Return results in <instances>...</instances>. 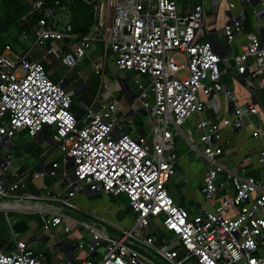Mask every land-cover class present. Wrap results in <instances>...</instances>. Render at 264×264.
<instances>
[{
	"label": "built area",
	"instance_id": "built-area-1",
	"mask_svg": "<svg viewBox=\"0 0 264 264\" xmlns=\"http://www.w3.org/2000/svg\"><path fill=\"white\" fill-rule=\"evenodd\" d=\"M27 1L30 10L21 22L29 26V32L23 31L22 37L34 36L35 45L21 54L9 45L0 54V218H8L10 212L44 215L51 254H56L59 244L67 245L68 256L73 248L86 251L81 264H264V182L244 170L230 171L221 161L224 148L220 145L223 128L240 130L250 125L253 137L264 139V132L253 122L264 123L263 109L257 102L240 104L221 84L226 72L221 64L231 61L239 74L264 76V23L259 24L264 0L229 1L231 12L237 11V1L251 4V17L260 30L247 33L241 53L229 57L212 40L204 39L205 0L186 16L180 15L178 0H94L95 23L84 36L75 35L71 24L60 31L52 22L54 15L68 12L74 0ZM245 19L242 7L220 29L227 44L244 33ZM96 42L105 45L102 58L93 64L99 85L90 104L82 105L86 115L80 120L72 111L73 91L63 87L70 82L69 76L55 81V71L48 72L45 64L56 66L61 58L70 75ZM57 43L66 47H54ZM37 48L41 60L30 58ZM110 51L117 69L136 74L133 80L140 91L133 90L136 98L121 118V102L114 98L116 82L106 75ZM177 56L185 62L176 61ZM250 62L256 70H249ZM123 81L129 84L121 79L122 85ZM220 93L227 97L232 117L221 124L200 117L195 128L203 149L196 146L195 150L208 165L204 199L210 202L219 191L223 196L216 208L209 210L206 202L200 215L193 216L167 189L178 173L175 133L209 106L216 109ZM125 95L128 98L131 93L126 90ZM203 96L211 98L209 105ZM138 111L148 114L152 127L146 135L133 138L122 123ZM22 128L32 137L52 130L51 140L62 152V162L22 171L8 154ZM62 163L66 164L63 172ZM259 163L264 165V150ZM43 176L61 178L67 187L57 193L30 190V180ZM82 191L125 195L132 226L109 222L121 233L118 236L107 228L106 220L86 223L71 218L66 210H80L74 199ZM155 222L174 235L161 246L150 232H139ZM59 227L63 233L56 237L52 232ZM81 228L90 234L89 242L78 234ZM13 238L12 250L0 244V264H64L34 251L30 237L20 239L13 233Z\"/></svg>",
	"mask_w": 264,
	"mask_h": 264
},
{
	"label": "crops",
	"instance_id": "crops-1",
	"mask_svg": "<svg viewBox=\"0 0 264 264\" xmlns=\"http://www.w3.org/2000/svg\"><path fill=\"white\" fill-rule=\"evenodd\" d=\"M202 1L203 0H197L195 4H187L185 7H182V5H180L179 3L180 15L181 16L188 15L193 10L195 5L200 4ZM205 1L207 5V11L209 9L219 7L221 5L220 0H205ZM224 1H225V5L220 10V18L218 20L215 18L209 19L207 12L206 15H207L208 23L204 28L205 30L204 39L212 40L216 49H220L224 56L229 57L233 54L241 53L242 46L246 43L247 33H251V32L259 33L260 30L258 29L257 26V20L252 19L251 17L249 11L251 9V4L237 1V11L231 12L228 6L230 0H224ZM242 7L246 9V19L243 22L244 33L238 36L232 45H229L224 41L220 29L227 22V20L232 15L238 13V9ZM263 23H264V17L262 18V21L259 24L263 25ZM79 36H84V35H79ZM48 45L50 46V43ZM230 64H231L230 68H227L226 65L228 64L225 63L221 64L222 65L221 69L226 70L225 74L221 78V84L233 92V94L235 95V97L237 98L240 104H249L252 102H257L260 108H262L264 111V76L252 78L249 72H246L244 74H239L233 61H231ZM250 64H251V69L249 70L251 71L256 70V66L252 64V62H250ZM70 75H74V74L70 73ZM60 80H55V81L59 82ZM90 85L91 84L89 82H86L84 86L81 88L87 90L90 87ZM84 96L85 98L87 97V95ZM93 98L94 97L92 96V98L89 100L87 104H90V101ZM128 100L130 103L134 101L133 100L131 102V96L128 97ZM203 100L207 103V105H209L211 102V98L209 97L203 96ZM215 102H217L216 109L209 106L207 110L202 114V116H196V118L194 117L189 120L191 121V124L194 128L200 117L205 120L215 122L217 124H221L225 118L232 117V110L229 107L230 105L228 99L224 93L218 94L215 98ZM211 110L213 112H211ZM135 114L136 113L133 112L129 116H135ZM253 122L256 125L257 129L264 132V123L257 122L256 120H254ZM186 124L182 127L179 133L178 132L175 133V143H176L175 150L176 153L178 154V162H177L178 173H176L171 178V180L167 185V189L170 192L171 196L179 205L188 209L191 215L196 216V215H200L202 206H205L207 202L204 199L202 188L204 187V178L208 165L205 159L201 155L200 156L202 157L203 161L200 165H197V162L195 161L196 158H194V156H197L199 154L196 153L197 150H195V147L197 146L200 150H202L203 145L200 143L199 132L196 129L195 130L187 129ZM25 132L28 134L27 130H25ZM253 133H254V128L250 125H246L243 129L240 130L223 128L222 130L223 139L220 142V145L224 148V155L221 161L224 162V164L227 166V168L230 171L242 172V170H244L247 175L255 176L256 178L264 182V165L259 163V154L264 150V139L254 138ZM51 135H52V130H48L42 135L34 138L39 142L40 145H44L46 143L54 144L52 143ZM13 139H12V146H13L12 149L15 148V145L13 144ZM22 149H23L22 153L24 154V156L20 155V157L16 156L14 153H11L10 152L11 150L8 152V154L13 156L14 159L19 157L17 160H14V162L16 163V165H19L21 167L22 171L36 170L37 168L43 165L51 167L53 163L59 162L58 160H52L50 162L46 161L49 153L53 151L54 149L53 147H51L50 152L47 154L41 149H37L36 147L30 148L29 143L23 144ZM55 149L57 150L58 148L56 147ZM25 157L26 158L32 157L36 159L35 163L33 164L34 166H29L27 163H25L26 162ZM62 160L63 157L59 163H61ZM69 165L70 164L67 165V168H70L68 167ZM182 174L186 179V181L189 183H191V181L194 178H196L197 175H199L203 181L200 189L196 190L190 185V186H186L183 189V193H181V191L178 190L179 189L178 186L175 185L173 178L177 176H181ZM64 182L66 186L64 187L59 183L57 185L58 190L53 193H57L60 189H65L67 187V182L65 180ZM222 196H223V192L219 191L213 200L207 202V206L209 210H213L214 208H216L218 205L221 204ZM123 197L124 196L122 194L107 196L105 194H95L88 191H82L76 195L74 199V203L77 204V206L80 208L78 212H81L83 218L89 221L104 222V220H106L104 224L106 223L108 229L109 226L111 227V225H109V222L118 224L123 228H130L133 224L131 218L132 213L131 210L130 211L128 210L127 197L124 198ZM151 228L155 229L156 227L152 225ZM151 228L148 230L152 231ZM163 231L164 232L157 237L158 238L157 244L159 242H161L160 244H162V242L165 239L173 237L170 236L171 233L166 232L164 229ZM152 233L153 232H151V234ZM30 242L32 244L31 245L32 247L33 245L37 244L40 241L31 238ZM56 247H62L65 251L66 256L59 257L57 255V252L54 255L51 254V250H49L48 246L44 248H39L38 250L49 254L48 259L50 261H57L64 264L65 262L67 264L70 263L81 264V262L87 257L86 251L83 250L73 248L71 255L68 256L65 249V247L67 248V245L63 246L59 244ZM76 250L79 251L76 252L75 255L74 252Z\"/></svg>",
	"mask_w": 264,
	"mask_h": 264
},
{
	"label": "rangeland",
	"instance_id": "rangeland-1",
	"mask_svg": "<svg viewBox=\"0 0 264 264\" xmlns=\"http://www.w3.org/2000/svg\"><path fill=\"white\" fill-rule=\"evenodd\" d=\"M197 0H179L180 5L182 7H185L187 4H195ZM221 5L219 7H215L212 9H209L208 17L209 19H219L220 18V10L224 7L225 1L220 0ZM53 25L57 27L60 31H65L66 27L71 23V14L69 12H59L58 14L54 15L52 18ZM36 43V38L32 35H29L27 39H23L22 33L17 32V34L13 37L11 40V46L13 47V50L16 54H21L23 52H27L30 48H32ZM54 47H62L65 48V43H57L54 45ZM104 47L105 45L101 42H96L92 49L87 51V55L85 56L84 60L80 62L79 66L75 68L74 75H69V70L63 65L62 59L60 58L58 60V64L56 66H47V71H55V75L52 77L54 80H60L62 78H66L69 76L70 84L67 87V90H76L84 86L86 82L91 83L90 87L87 90L81 89L74 97V106L72 107V111L78 116L80 120L84 119L86 112L83 104H87L89 100L94 97V95L97 93L98 85H99V79L96 77L94 73L93 64L97 61V59H101L102 55L104 54ZM115 54H113L112 51L108 54V65L106 69L107 77L111 82H116L115 85V92H114V98L119 100L121 104H119V108L121 109V113L119 117H124V112L130 107V102L128 98L125 95V92L123 91L121 85L119 84V79L126 80L131 85L132 89L136 92V94H139L140 91L138 90L137 85L135 84L133 78L136 76L134 72L127 73L124 71H121L116 68L115 66V60H114ZM33 60H41L42 54L39 52L38 48L35 52H33V55L30 57ZM176 61L180 63H184L185 60L181 56H177ZM222 66V65H221ZM227 68H230L231 64L226 65ZM87 95L89 98L84 99L81 101L82 96ZM211 112H213L211 110ZM148 114L142 113V111H138L135 116H129L126 117L125 120L122 123V128L124 129V132L129 133L133 138L146 135V130H148V127H152L151 123H147L146 117ZM196 118V116H194ZM187 129L189 130H195L191 124V121L187 122ZM26 129L22 128L18 132V134L13 139V144L15 145V148L12 149L10 152L14 153L16 156H24L22 145L25 143L30 144V148H37L44 151L46 154L50 152L51 147H53V151L49 153L47 156V162H50L52 160H60L63 157V154L58 149L56 150L54 144L46 143L44 145H40L39 142L34 138L30 137L26 132ZM27 153V152H26ZM18 157V158H19ZM18 158L14 159L17 160ZM26 158V157H25ZM23 158V159H25ZM196 158L197 165H200L202 163V157L200 155L194 156ZM36 159L32 157L26 158V162L29 166H34ZM15 163V162H14ZM66 166V164H62V172L63 168ZM68 173L72 172V168H69ZM175 185L178 186V190L183 193V189L186 186H192L194 189H200L203 181L199 175L194 178L191 183L187 182L184 178L183 174L181 176H177L173 178ZM66 186L64 180L61 178L56 177H39L35 178L33 177L30 180V184L32 186V189H40L42 192L51 191L55 192L58 190L57 185L58 184ZM126 197L125 195H123ZM123 197V198H124ZM67 214L71 218L79 219L83 222L90 223L89 220L83 218L81 212L67 209ZM164 218V216H163ZM68 225V224H66ZM153 225L156 227L155 229L150 230H140V234H146L148 232H153L151 235L158 237L161 235L164 231L160 226V222H155ZM109 230L112 234L120 236L121 233L114 230L109 226ZM13 233L19 234V238H28L30 237L33 239H36L40 242L33 245L31 248L34 251H40L39 248L47 247L48 244L46 242L51 241V233L46 232L45 230V217L42 214L34 213V214H26V213H19V212H10L8 214V218L6 216H3L0 218V244L3 247H12V249L15 248L14 246V238ZM55 234L56 237L62 236L63 233V227H59L58 229L53 230L52 232ZM85 242H89L90 240V234L88 231L84 228H81L78 233ZM170 236H174L173 233L170 234ZM161 242L158 243V245ZM56 244V243H54ZM162 244H160L161 246ZM49 248V247H48ZM76 249V248H75ZM11 250V249H9ZM50 250V248H49ZM56 252L59 257L66 256L65 251L62 247H56ZM79 250H76L74 253L76 255V252ZM68 258V257H67ZM71 261V260H70ZM159 264L160 262L157 261ZM65 264H67L65 262ZM73 264V263H70Z\"/></svg>",
	"mask_w": 264,
	"mask_h": 264
},
{
	"label": "trees",
	"instance_id": "trees-1",
	"mask_svg": "<svg viewBox=\"0 0 264 264\" xmlns=\"http://www.w3.org/2000/svg\"><path fill=\"white\" fill-rule=\"evenodd\" d=\"M95 9L94 0H74L69 9L74 34L86 35L89 32L95 22ZM29 10L30 3L27 0H0V54L6 46L11 45V40L17 32H29V26H24L21 22ZM47 66L45 64L46 69ZM71 73L74 74V70ZM88 98L87 96L85 99ZM29 187L33 190L30 182ZM128 210H131L129 205Z\"/></svg>",
	"mask_w": 264,
	"mask_h": 264
},
{
	"label": "water",
	"instance_id": "water-1",
	"mask_svg": "<svg viewBox=\"0 0 264 264\" xmlns=\"http://www.w3.org/2000/svg\"><path fill=\"white\" fill-rule=\"evenodd\" d=\"M118 82H119V84L121 85V87H122V89H123L124 91L127 90V91H129V92L131 93V102H132V101L136 98V95H135V93L133 92L131 86H130L127 82H125V81H123V84H124V85H122V83H121V79H119ZM68 86H69V82L63 84V87H65V88H67ZM81 89H82V88H79V89L73 90L74 95H76ZM84 99H85V96H82L81 101H83ZM48 130H49V129H46L44 132H46V131H48ZM72 164H73V162H72V160H71L70 165H69L68 167H71ZM95 194H100V193L97 192V193H95Z\"/></svg>",
	"mask_w": 264,
	"mask_h": 264
},
{
	"label": "flooded vegetation",
	"instance_id": "flooded-vegetation-1",
	"mask_svg": "<svg viewBox=\"0 0 264 264\" xmlns=\"http://www.w3.org/2000/svg\"><path fill=\"white\" fill-rule=\"evenodd\" d=\"M47 132V131H46ZM43 133H45V132H43Z\"/></svg>",
	"mask_w": 264,
	"mask_h": 264
}]
</instances>
